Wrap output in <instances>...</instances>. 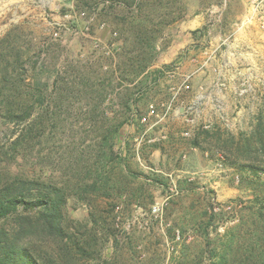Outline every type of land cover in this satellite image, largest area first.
Segmentation results:
<instances>
[{
    "label": "rangeland",
    "instance_id": "obj_1",
    "mask_svg": "<svg viewBox=\"0 0 264 264\" xmlns=\"http://www.w3.org/2000/svg\"><path fill=\"white\" fill-rule=\"evenodd\" d=\"M142 2L130 11L149 21L155 59L129 82L117 59L134 41L123 4L0 0V64L17 90L44 96L34 116L49 108L12 145L31 119L7 118L0 92V185L63 191L65 228L89 244L66 264H260L264 159L236 149L264 118V0ZM87 80L107 94L70 91ZM118 123L110 161L103 128Z\"/></svg>",
    "mask_w": 264,
    "mask_h": 264
},
{
    "label": "trees",
    "instance_id": "obj_2",
    "mask_svg": "<svg viewBox=\"0 0 264 264\" xmlns=\"http://www.w3.org/2000/svg\"><path fill=\"white\" fill-rule=\"evenodd\" d=\"M111 1L123 4L129 10L128 14L131 17L128 34L134 37L133 46L129 48V42L123 41L124 43L121 45V52L117 54V59L121 61L120 63L123 66V72L119 71L132 77L130 80L121 79L133 82L134 78L144 73L155 59V44L152 41L153 31L149 28V21L146 22L145 18L142 17L135 18L133 10L130 11L134 6L140 15L143 8L142 1L144 0ZM2 62L0 64V92L1 96H4V102L10 106L5 108L6 117L11 120L18 118L19 121L25 123L28 119H31L12 143V145H17L22 140L30 138L32 133L40 127L44 111L46 113L49 108L42 109L39 114L34 116V103L37 102L42 105L45 101L44 96H35L27 91L17 90L18 86L11 80L12 76L8 67L4 64L5 61L3 60ZM15 63H17V59ZM120 82L122 81L120 80ZM53 83H55L54 87L56 88V81ZM80 85L85 87L87 91L76 88V86ZM70 86L73 87L72 90L69 89L71 92L76 89L77 93L83 96L86 95V97L89 96V98L90 95L96 93H102L103 96L107 94V88H104L102 84L89 80L85 83L73 81ZM2 90H6L7 94H4ZM138 92L139 90L134 91L130 95ZM42 127L44 128V126ZM121 127L122 123H118L103 128V142L106 146L108 145V150L103 155L108 157L110 161L117 158V155L113 156L111 152V141L119 133ZM203 132L206 133V131ZM196 145V147H199L198 143ZM237 147L236 150L239 155L244 154V159L248 158L250 162L254 157V160H256L257 156L264 159V118H259L250 136L241 144H237ZM242 165L240 167L244 168ZM255 168L251 167V169L257 170ZM257 171L264 173V162L258 166ZM99 175L101 174L99 173ZM106 183L104 182L102 186L97 187L98 182L95 181L88 187L98 193L100 192L105 197H110V187H107ZM65 204L66 197L63 191L49 184L24 180L1 183L0 264H66L69 263L67 259L71 250L81 257L86 256L89 251L88 240L84 236L76 237V234L69 233L65 228ZM93 218L95 217L93 216ZM92 222L96 226L98 225L95 220ZM85 229H88L87 226ZM91 230H95V227ZM94 238L97 241L96 236ZM258 261L260 264H264V249L259 252ZM225 263L226 257L220 255L214 264Z\"/></svg>",
    "mask_w": 264,
    "mask_h": 264
}]
</instances>
